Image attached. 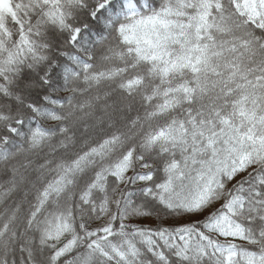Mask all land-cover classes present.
Masks as SVG:
<instances>
[{
  "label": "snow or ice",
  "instance_id": "snow-or-ice-1",
  "mask_svg": "<svg viewBox=\"0 0 264 264\" xmlns=\"http://www.w3.org/2000/svg\"><path fill=\"white\" fill-rule=\"evenodd\" d=\"M0 264H264V0H0Z\"/></svg>",
  "mask_w": 264,
  "mask_h": 264
},
{
  "label": "trees",
  "instance_id": "trees-1",
  "mask_svg": "<svg viewBox=\"0 0 264 264\" xmlns=\"http://www.w3.org/2000/svg\"><path fill=\"white\" fill-rule=\"evenodd\" d=\"M146 223H147V221H146Z\"/></svg>",
  "mask_w": 264,
  "mask_h": 264
}]
</instances>
